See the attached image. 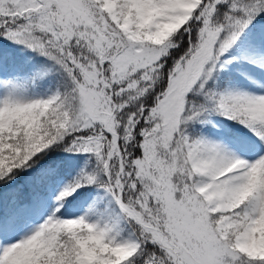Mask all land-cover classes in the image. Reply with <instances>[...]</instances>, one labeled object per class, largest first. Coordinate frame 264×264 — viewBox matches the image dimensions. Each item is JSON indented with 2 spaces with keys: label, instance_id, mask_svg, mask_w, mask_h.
I'll return each instance as SVG.
<instances>
[{
  "label": "snow or ice",
  "instance_id": "obj_1",
  "mask_svg": "<svg viewBox=\"0 0 264 264\" xmlns=\"http://www.w3.org/2000/svg\"><path fill=\"white\" fill-rule=\"evenodd\" d=\"M261 22L264 0H0V39L57 83L0 96V180L54 151L95 160L51 196L55 166L36 177L45 218L18 240L0 218V264H264V93L216 83ZM252 48L264 68V28ZM213 117L234 142L193 129ZM93 186L115 212L71 211Z\"/></svg>",
  "mask_w": 264,
  "mask_h": 264
},
{
  "label": "rangeland",
  "instance_id": "obj_2",
  "mask_svg": "<svg viewBox=\"0 0 264 264\" xmlns=\"http://www.w3.org/2000/svg\"><path fill=\"white\" fill-rule=\"evenodd\" d=\"M261 28H264V22L258 23L256 29L245 32L241 36L230 52V56L235 57V59L226 63L225 68L218 74L216 81L218 88L248 94L264 93V68H260L256 63L251 62L254 59L252 40ZM32 55L37 54L33 52ZM32 55L23 49H15L10 43L0 41V81L8 82L0 84V96L15 94L24 99H31L46 96L55 91L53 85L48 88L52 79L51 76L32 77V73L41 64L42 59ZM220 119L222 118L213 117L210 123L194 125L193 129L202 132L203 135L211 139H220L226 143L234 142V138L230 134V126L234 122L217 123ZM214 124L215 127H213ZM235 127L239 128L240 126L235 125ZM94 165L95 160L89 155L68 152L64 153L62 161L40 164L29 172L15 177L14 180L6 181V184L0 187V218L18 217L17 229L14 232L18 240L45 218V202L43 200L29 204L36 187V177L42 171L52 166L57 169L55 181L49 182L47 186V192L51 196L60 186L77 176L82 169L91 170ZM3 200L6 201L3 202ZM87 207H93L95 210L116 211L109 198L94 186L78 198L71 211L79 214Z\"/></svg>",
  "mask_w": 264,
  "mask_h": 264
},
{
  "label": "trees",
  "instance_id": "obj_3",
  "mask_svg": "<svg viewBox=\"0 0 264 264\" xmlns=\"http://www.w3.org/2000/svg\"><path fill=\"white\" fill-rule=\"evenodd\" d=\"M1 40V39H0ZM18 47H19V44H16ZM16 46V47H17ZM20 48V47H19ZM28 50V49H27ZM29 51V50H28ZM29 53L30 54H32V52L31 51H29ZM37 57H38V55H37ZM63 153V151H54V152H50L47 156H45L41 161H44V160H49V159H51V158H54V157H56V156H58V155H61ZM1 183H4V181H2ZM0 183V184H1ZM0 187H2L1 185H0Z\"/></svg>",
  "mask_w": 264,
  "mask_h": 264
}]
</instances>
